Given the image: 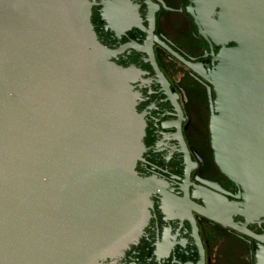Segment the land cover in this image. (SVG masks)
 <instances>
[{"label":"water","instance_id":"obj_1","mask_svg":"<svg viewBox=\"0 0 264 264\" xmlns=\"http://www.w3.org/2000/svg\"><path fill=\"white\" fill-rule=\"evenodd\" d=\"M194 2L235 43L211 75L215 160L242 190L230 208L264 218V0ZM112 55L88 0H0V264H101L141 235L145 122Z\"/></svg>","mask_w":264,"mask_h":264},{"label":"flooded vegetation","instance_id":"obj_2","mask_svg":"<svg viewBox=\"0 0 264 264\" xmlns=\"http://www.w3.org/2000/svg\"><path fill=\"white\" fill-rule=\"evenodd\" d=\"M88 1L98 39L131 71L145 122L135 171L153 181L138 240L101 264H264V218L230 208L242 190L221 171L210 137L211 75L235 43L198 24L194 0Z\"/></svg>","mask_w":264,"mask_h":264}]
</instances>
